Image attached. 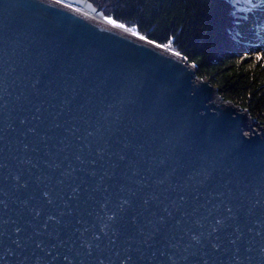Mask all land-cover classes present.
Masks as SVG:
<instances>
[{"label": "water", "instance_id": "obj_1", "mask_svg": "<svg viewBox=\"0 0 264 264\" xmlns=\"http://www.w3.org/2000/svg\"><path fill=\"white\" fill-rule=\"evenodd\" d=\"M195 73L85 0H0V264H264V124Z\"/></svg>", "mask_w": 264, "mask_h": 264}, {"label": "trees", "instance_id": "obj_2", "mask_svg": "<svg viewBox=\"0 0 264 264\" xmlns=\"http://www.w3.org/2000/svg\"><path fill=\"white\" fill-rule=\"evenodd\" d=\"M105 17L169 45L219 99L264 124V0H85Z\"/></svg>", "mask_w": 264, "mask_h": 264}, {"label": "bare ground", "instance_id": "obj_3", "mask_svg": "<svg viewBox=\"0 0 264 264\" xmlns=\"http://www.w3.org/2000/svg\"><path fill=\"white\" fill-rule=\"evenodd\" d=\"M95 21H97V23L99 24V25H101V26H103V27H107V28H111V27H115V28H121L120 26H118V25H114L113 23H111L109 20H104V19H96ZM215 100L216 101H218V99L217 98H215ZM251 126L250 127V129L252 130L254 127L250 124V121H249V123H247V126ZM248 130V128L246 127V130L245 131H247ZM246 134V133H245Z\"/></svg>", "mask_w": 264, "mask_h": 264}, {"label": "rangeland", "instance_id": "obj_4", "mask_svg": "<svg viewBox=\"0 0 264 264\" xmlns=\"http://www.w3.org/2000/svg\"><path fill=\"white\" fill-rule=\"evenodd\" d=\"M258 126H259V125H258ZM258 126H255V127L253 126V127H254L253 130H254V131H258ZM245 133H246V134H249V130L245 131ZM250 133H251V131H250Z\"/></svg>", "mask_w": 264, "mask_h": 264}]
</instances>
